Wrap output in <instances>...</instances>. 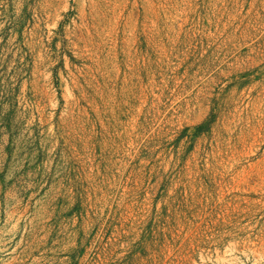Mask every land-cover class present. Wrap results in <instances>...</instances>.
<instances>
[{"label":"rangeland","instance_id":"obj_1","mask_svg":"<svg viewBox=\"0 0 264 264\" xmlns=\"http://www.w3.org/2000/svg\"><path fill=\"white\" fill-rule=\"evenodd\" d=\"M0 264H264V0H0Z\"/></svg>","mask_w":264,"mask_h":264},{"label":"bare ground","instance_id":"obj_2","mask_svg":"<svg viewBox=\"0 0 264 264\" xmlns=\"http://www.w3.org/2000/svg\"><path fill=\"white\" fill-rule=\"evenodd\" d=\"M155 1H157V3H164V2H166V0H155ZM169 1H171V0H169Z\"/></svg>","mask_w":264,"mask_h":264}]
</instances>
